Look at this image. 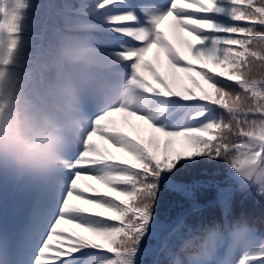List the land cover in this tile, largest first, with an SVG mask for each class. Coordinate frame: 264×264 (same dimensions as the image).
<instances>
[{
    "label": "snow or ice",
    "instance_id": "snow-or-ice-1",
    "mask_svg": "<svg viewBox=\"0 0 264 264\" xmlns=\"http://www.w3.org/2000/svg\"><path fill=\"white\" fill-rule=\"evenodd\" d=\"M85 3L96 21L85 24L100 33L105 58L123 62L140 107L93 111L91 130L60 174L0 172V264H264V233L234 213V194L254 188L243 166L264 163V82L242 77L250 57L264 59L252 48L264 39V0ZM18 19L13 11L2 25L11 37L4 63L17 46ZM241 94L240 138L254 136L258 150L226 163L220 180L207 168L224 162L221 130ZM202 197L221 218L192 226ZM41 211L47 219L37 228ZM244 222L256 250L237 262L234 230Z\"/></svg>",
    "mask_w": 264,
    "mask_h": 264
},
{
    "label": "clouds",
    "instance_id": "clouds-1",
    "mask_svg": "<svg viewBox=\"0 0 264 264\" xmlns=\"http://www.w3.org/2000/svg\"><path fill=\"white\" fill-rule=\"evenodd\" d=\"M94 32L85 24L81 31L65 33L50 55L25 66L22 58H14V51L4 63L11 37L0 29V172L37 180L60 174L91 130L93 111L140 107L141 93L131 84L123 62L105 58ZM252 48L264 58V39L254 40ZM242 77L249 83L264 82V59L250 57ZM241 95L221 130V143L229 149L221 152V159L229 165L258 150L254 136L233 143L241 129L236 114L245 110L247 100ZM236 144L240 146L232 150ZM242 176L246 185L264 195V163L245 164ZM234 241L242 250H256L247 222L234 230Z\"/></svg>",
    "mask_w": 264,
    "mask_h": 264
},
{
    "label": "trees",
    "instance_id": "trees-1",
    "mask_svg": "<svg viewBox=\"0 0 264 264\" xmlns=\"http://www.w3.org/2000/svg\"><path fill=\"white\" fill-rule=\"evenodd\" d=\"M217 164V162H213V165Z\"/></svg>",
    "mask_w": 264,
    "mask_h": 264
}]
</instances>
